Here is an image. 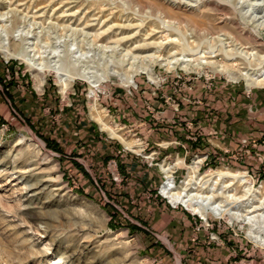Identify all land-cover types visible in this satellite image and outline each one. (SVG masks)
<instances>
[{
	"label": "rangeland",
	"instance_id": "374dc122",
	"mask_svg": "<svg viewBox=\"0 0 264 264\" xmlns=\"http://www.w3.org/2000/svg\"><path fill=\"white\" fill-rule=\"evenodd\" d=\"M261 213L264 0H0V264H264Z\"/></svg>",
	"mask_w": 264,
	"mask_h": 264
},
{
	"label": "bare ground",
	"instance_id": "6f19581e",
	"mask_svg": "<svg viewBox=\"0 0 264 264\" xmlns=\"http://www.w3.org/2000/svg\"><path fill=\"white\" fill-rule=\"evenodd\" d=\"M175 61H177V60L175 59ZM219 174H217L218 175V177H217L218 180H219V178L221 179V177H222L221 174H220V177H219ZM217 184L218 183L215 182V180L214 181L209 180L205 184V185H208V186L204 185L205 187H200L199 190H197V188L192 189V190H195V191L197 190V192H193L190 189L179 190V192H178L177 191L178 188L176 189V186H174V182L171 180L170 176H168V181L162 187L161 192H162L163 196L168 197L169 200H171L174 204H181L186 209H188L190 212L200 215L203 219H205L207 217L208 213H212V214H215L216 216L222 217L225 214L227 215L228 213H233V212H231L230 209H226L224 207L225 205L222 206L221 203L217 202V201H219V198H220L219 197V194H220L219 193V188H217ZM180 191H183V192H180ZM236 197L234 199H236ZM249 207L251 208V205H249ZM254 209H258V208L257 207H253V209L248 211V213L253 212ZM257 217L259 218V220L264 222V213L259 214ZM257 217L256 216L247 217V219H248L247 221H249V222L255 221Z\"/></svg>",
	"mask_w": 264,
	"mask_h": 264
}]
</instances>
